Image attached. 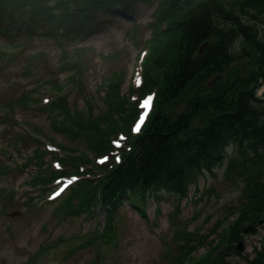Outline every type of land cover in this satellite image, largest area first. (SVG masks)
<instances>
[{
    "label": "rangeland",
    "instance_id": "obj_1",
    "mask_svg": "<svg viewBox=\"0 0 264 264\" xmlns=\"http://www.w3.org/2000/svg\"><path fill=\"white\" fill-rule=\"evenodd\" d=\"M159 4L160 0L140 1L131 11V18L119 11L107 12L83 38H66L63 44L48 35L26 36V29L0 33V62L3 47L16 56L14 61L5 59L0 66V114H9L0 118V187L5 186L15 195L0 208V264H175V259L191 251L202 238L197 254L204 253L208 243L218 239L228 220L241 214L237 207L251 189L243 182L241 169L235 168L243 165L248 153L236 154L232 149L230 155L240 159L201 176L188 197L159 191L143 208L126 199L107 229L103 227L108 216L105 217L102 208L69 214L62 207L69 189L53 199L50 193L58 182L47 185L45 190L35 188L31 182L38 166L34 160L37 149L43 151L46 161L57 165V160L48 153L52 142L49 138L65 145L75 143L74 137L61 131L59 124L65 123L55 121L57 117L64 119L57 107L45 109L47 99L51 102L52 98H64L85 119L93 115L90 120L100 123L102 128L107 126V130L113 125L111 132H115L116 124L127 123L135 110L138 98L135 90L142 73L140 61L153 37L154 11ZM260 20L249 17L255 27L261 26ZM105 80L108 83L104 84ZM62 82H66L65 87ZM30 89L39 91L31 98L30 110H25L20 98ZM116 91L123 109L114 106ZM259 93L264 95V85ZM8 103L12 107L5 110ZM24 123L33 126L36 136H43L44 145L29 140L20 149L16 146L15 137L23 136ZM77 145L84 146L80 141ZM81 153L87 161L94 159L89 152ZM21 156L29 160L24 169L17 165ZM258 160L247 161L252 164ZM258 172V167H250L252 179L257 176L254 181L261 178L262 184L264 177ZM3 202L0 200V207ZM250 223L249 217L237 222L208 259L225 250L229 256L224 258L223 253L218 262L252 264L257 249L264 245V225L256 232L239 235L240 228ZM236 228L237 233H232ZM113 233L118 239L110 245ZM237 237L245 242L241 254L234 249ZM184 261L188 262V257L178 264Z\"/></svg>",
    "mask_w": 264,
    "mask_h": 264
},
{
    "label": "trees",
    "instance_id": "obj_2",
    "mask_svg": "<svg viewBox=\"0 0 264 264\" xmlns=\"http://www.w3.org/2000/svg\"><path fill=\"white\" fill-rule=\"evenodd\" d=\"M251 1L264 7V0ZM133 3L130 0L129 5ZM164 4L156 33L165 52L155 48L151 62L152 67L166 64L163 85L149 121L131 140V154L101 182V198L110 215L123 198L134 194L142 197L166 190L188 195L201 175L225 161L230 166L235 158L240 159L231 156L228 147L236 154L248 153L247 160L260 152L264 160V106L256 95L254 72L232 84L229 91L206 86L212 75L225 72L241 56L232 50L241 34L248 37L251 53L264 63V37H256L251 26L218 5L192 0H166ZM259 74L264 77V72ZM210 112L208 122L200 120ZM247 160L235 168L241 169L243 180L252 166Z\"/></svg>",
    "mask_w": 264,
    "mask_h": 264
},
{
    "label": "snow or ice",
    "instance_id": "obj_3",
    "mask_svg": "<svg viewBox=\"0 0 264 264\" xmlns=\"http://www.w3.org/2000/svg\"><path fill=\"white\" fill-rule=\"evenodd\" d=\"M151 99H152L151 96L147 97V98L142 102V106H143V107H148V106H149V102L151 101ZM141 119H143V117H142ZM137 127H138V125H137ZM114 143H117V146H119V142H118V141H116V142H114ZM104 159H107V157H105ZM117 159H118V157H117Z\"/></svg>",
    "mask_w": 264,
    "mask_h": 264
}]
</instances>
